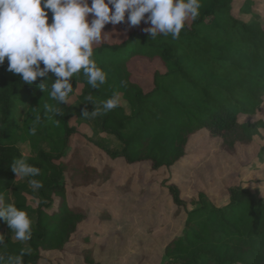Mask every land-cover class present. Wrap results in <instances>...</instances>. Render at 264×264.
I'll return each instance as SVG.
<instances>
[{"label": "trees", "instance_id": "16d2710c", "mask_svg": "<svg viewBox=\"0 0 264 264\" xmlns=\"http://www.w3.org/2000/svg\"><path fill=\"white\" fill-rule=\"evenodd\" d=\"M235 8V0H202L199 16L186 24L179 39L162 34L153 39L143 30H135L121 43L106 41L94 48L106 83L93 89L81 71L70 79L74 90L79 85L70 97L75 96L89 111L94 105L87 96L99 106L114 93L120 94V106L95 120L105 135L116 138L119 150L71 124L69 107L50 97L56 79L53 74L29 86L23 84L21 75L7 71L5 60L0 66V195L28 213L33 235L30 241H17L0 220L6 245L0 247V255H16L23 249L27 253L24 264H66L50 261L43 252H65L76 240L90 216L89 208L75 204L79 190L105 184L121 162L129 170L126 183L117 187L122 194L133 191L134 178L140 176L136 171L147 164L148 183L158 184L164 205L175 207L174 220L182 219L179 234L164 246L163 264H264V199L260 191L237 181L226 188L227 202L220 206L205 190L187 200L172 182L173 173L194 150L201 132L222 142L231 154L254 144L242 121L252 117L264 100V23L259 21L258 11L237 14ZM245 17L256 22L248 23ZM113 28L108 24L104 29ZM137 58L158 61L164 68V72L156 71L152 89L145 90L133 78L129 64ZM43 79L52 80L45 92L38 87ZM45 105H54L61 115L48 113ZM36 117L40 119L32 135ZM79 136L88 148L105 157L102 169L86 163L77 146ZM26 143L31 147L29 156L20 150ZM21 156L40 169L35 177L43 183L39 190L32 189L30 177L19 185L11 171L10 165ZM152 206L157 214L160 205ZM100 218L110 216L103 212ZM151 233L152 227L138 232L140 244L148 242L153 247ZM92 253L84 250L83 262L99 264Z\"/></svg>", "mask_w": 264, "mask_h": 264}, {"label": "rangeland", "instance_id": "374dc122", "mask_svg": "<svg viewBox=\"0 0 264 264\" xmlns=\"http://www.w3.org/2000/svg\"><path fill=\"white\" fill-rule=\"evenodd\" d=\"M235 7L237 14L258 11L259 21L264 23V0H235ZM244 20L256 22L253 17H245ZM149 26L141 22L139 26L129 27L127 22H123L113 26L112 30L102 31L110 34L107 42L121 43L128 38L129 32L144 31ZM129 68L134 80L140 82L145 90L153 88L156 71L164 72L158 61L148 62L140 58L130 62ZM79 92L80 89L76 93ZM66 106L70 110L71 124L79 131L98 141L105 139L108 146L119 150L116 138L105 135L95 123L98 116L83 118L85 110L75 96L70 97ZM242 122L255 141L253 145L242 147L239 154H231L222 142L206 137L203 132L198 134L194 150L181 162L172 177V182L179 185L185 199L190 200L198 191L205 190L218 205L223 206L227 202L226 188L237 181H243L248 188L260 187V196L264 199V100L257 112ZM93 125L97 127L93 128ZM78 140L77 146H81L86 163L102 169L106 164L105 157L88 148L82 137L79 136ZM20 150L25 156L31 155L28 143L21 145ZM136 174L140 176L134 178L133 191L127 194H122L117 188L129 178V170L121 162L115 165L110 180L105 184L80 189L79 196L74 199L75 204L89 208V218L81 225L76 240L66 246L65 252H43V256L54 263L62 260L66 264H87L83 262L82 254L88 249L92 250L93 258L99 264H163L166 260L164 246L179 234L182 219L174 220L175 207L169 209L164 205L165 199L158 184L148 183L151 173L147 164ZM155 180L163 181L161 177ZM25 181L26 178L17 179L19 185ZM24 191L27 193L28 189L24 188ZM30 203H34L33 199ZM152 205H160L157 214ZM103 212L108 213L110 218L101 219L100 213ZM151 227L153 247L148 242L140 244L138 232H147Z\"/></svg>", "mask_w": 264, "mask_h": 264}, {"label": "clouds", "instance_id": "9594fccd", "mask_svg": "<svg viewBox=\"0 0 264 264\" xmlns=\"http://www.w3.org/2000/svg\"><path fill=\"white\" fill-rule=\"evenodd\" d=\"M201 8L202 0H0V66L7 59V71L21 75L23 84L29 86L38 78L53 74L55 81L43 79L39 89L45 92L47 82L52 81L50 97L59 105L69 104L70 94L79 87L77 84L74 90L70 82L74 74L82 71L93 89L106 83V73L94 58V48L109 38L110 34L102 31L106 25L127 22L129 27H135L143 22L150 25L144 32L151 38L162 34L176 40L186 24L199 16ZM86 99L94 110H85L83 118L107 114L121 104L119 93L99 106L91 95ZM45 109L55 117L60 114L54 105H45ZM39 119L33 121L32 135ZM56 123L60 122L56 119ZM10 167L17 179L32 178L28 183L33 190L43 187L35 179L40 169L25 157L15 159ZM0 220L8 225L17 241L31 240L32 218L15 204L6 203L3 195ZM4 239L0 235V247L6 246ZM26 254L21 249L16 255H0V264H24Z\"/></svg>", "mask_w": 264, "mask_h": 264}, {"label": "crops", "instance_id": "0c3cea01", "mask_svg": "<svg viewBox=\"0 0 264 264\" xmlns=\"http://www.w3.org/2000/svg\"><path fill=\"white\" fill-rule=\"evenodd\" d=\"M257 181H260V180L258 179ZM257 181H255V182H257ZM249 188L252 189L250 186H249ZM252 190H258V191H260V194H261V188L260 187H256L255 189H252Z\"/></svg>", "mask_w": 264, "mask_h": 264}]
</instances>
